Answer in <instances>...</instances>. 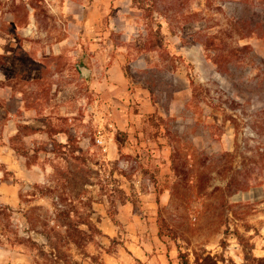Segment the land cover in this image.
<instances>
[{
  "label": "rangeland",
  "instance_id": "obj_1",
  "mask_svg": "<svg viewBox=\"0 0 264 264\" xmlns=\"http://www.w3.org/2000/svg\"><path fill=\"white\" fill-rule=\"evenodd\" d=\"M102 123L123 140L112 160ZM9 153L0 264H45L51 242L56 264H264V0H0ZM233 174L250 188L227 196ZM62 211L91 214L82 248L61 238Z\"/></svg>",
  "mask_w": 264,
  "mask_h": 264
},
{
  "label": "trees",
  "instance_id": "obj_2",
  "mask_svg": "<svg viewBox=\"0 0 264 264\" xmlns=\"http://www.w3.org/2000/svg\"><path fill=\"white\" fill-rule=\"evenodd\" d=\"M249 0H240L241 3L243 4H246L248 3ZM152 10H156V11H160L161 13H163L164 11H162L160 9V7L157 5V2L154 1V5L152 6ZM254 12H257V11H254ZM194 14V13H192ZM257 14H261L260 11L257 13ZM196 15V13L194 15H191L189 14V16L185 17V21L186 22H190V21H194L195 18L194 16ZM244 16V15H243ZM152 35L150 36L149 34V38L148 40L146 41V44L147 45H150L151 48L153 49H160L163 45V39L162 38H159V39H155L152 41ZM195 95H196V91H195ZM121 134H125L123 132H120L119 135ZM117 145L119 147V149H121L122 147V143H123V140L121 138H117ZM60 144L61 146H64L65 144H62V143H58ZM261 183H264V181H261ZM250 188V185L248 183V181H242L238 175L236 174H233L227 181L226 185L222 188L223 191H225L226 195L227 196H232L233 194L239 192V191H244V190H248ZM124 192V191H122ZM127 195H124L123 197V201L127 198L126 197ZM1 208V211H3L4 209L6 208H9L11 211L13 210L12 207H10L9 205H4V206H0ZM94 211L91 210L90 213L92 214ZM87 214L86 217H82V221H80L79 223H74L71 219H70V213L69 212H66V211H62V213H60V215L62 217H65L66 219H68V221L65 223V226H66V229H65V234L61 236V238L63 237H66L67 240H70L71 242H73L74 244H76L78 247L82 248L81 247V240L83 239V235L87 232L86 230L84 229H81L78 227V225L80 224H86L89 226V229H91L90 227L93 226V222L91 220V214ZM0 214H3V212H0ZM27 218H29V216L27 215ZM29 222H31L32 224V221H30L28 219ZM35 223L33 222V229L36 230V225H34ZM159 227L160 229L162 230V222L159 223ZM35 226V227H34ZM52 229H50L51 231ZM54 230V229H53ZM160 230V231H161ZM38 231V230H36ZM45 232V235L46 237L50 240L52 237V235L50 234L49 231H43ZM55 232H59V231H55ZM162 233V232H160ZM60 234V233H59ZM51 248H52V251L50 252V254L48 253H43L45 256V264H56V262H59V258H60V247L58 244L56 243H52L51 242ZM50 255V257H49ZM182 256V255H181ZM55 259L57 261H55ZM182 264H187L186 261H182Z\"/></svg>",
  "mask_w": 264,
  "mask_h": 264
},
{
  "label": "crops",
  "instance_id": "obj_3",
  "mask_svg": "<svg viewBox=\"0 0 264 264\" xmlns=\"http://www.w3.org/2000/svg\"><path fill=\"white\" fill-rule=\"evenodd\" d=\"M81 63L86 65V67L88 69V71H86V73L91 71V68L89 67V65L85 61L79 62L78 64H81ZM78 64H77V67H78ZM118 66L119 65L117 63H114L111 66H109V69H108L109 70L108 72L110 73L111 79L113 81L110 84L106 85L109 88L108 90H112V91H107V92H108L109 96L112 95L113 97L117 96L119 93L123 92L125 86L127 85V81L125 79V76L120 72V70L118 69ZM112 77H114V78H112ZM99 128H100V130L96 134L95 140L97 138H101L103 140V143L101 145L104 147L105 150H107V155H106L107 158L109 160L115 159L117 154L119 153V147L117 145V142L114 139L113 134L108 135L107 133H105V131H103V129L105 128L103 123L101 124V126ZM8 132L9 133H8L7 138L9 139V136L12 135V133H10V129L8 130ZM53 137H55L59 143H62V144L68 143V134H66L65 132L59 131L56 134H54ZM4 149H10L11 151L14 152V149L11 148L10 146H4ZM11 157L12 156L10 153L7 155L1 154L0 160L3 162H6L9 166V168H17L18 167V165H17L18 160L17 159L13 160ZM17 176H20V173ZM21 176H22V174H21Z\"/></svg>",
  "mask_w": 264,
  "mask_h": 264
},
{
  "label": "water",
  "instance_id": "obj_4",
  "mask_svg": "<svg viewBox=\"0 0 264 264\" xmlns=\"http://www.w3.org/2000/svg\"><path fill=\"white\" fill-rule=\"evenodd\" d=\"M78 68L80 69V71L82 72V74H85L86 71H88L86 65H84L83 63L78 64Z\"/></svg>",
  "mask_w": 264,
  "mask_h": 264
},
{
  "label": "built area",
  "instance_id": "obj_5",
  "mask_svg": "<svg viewBox=\"0 0 264 264\" xmlns=\"http://www.w3.org/2000/svg\"><path fill=\"white\" fill-rule=\"evenodd\" d=\"M96 142L99 143V144H102L103 143V140L101 138H97L96 139Z\"/></svg>",
  "mask_w": 264,
  "mask_h": 264
}]
</instances>
